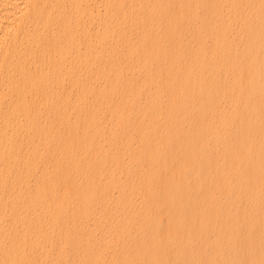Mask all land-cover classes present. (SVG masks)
<instances>
[{
	"label": "bare ground",
	"instance_id": "1",
	"mask_svg": "<svg viewBox=\"0 0 264 264\" xmlns=\"http://www.w3.org/2000/svg\"><path fill=\"white\" fill-rule=\"evenodd\" d=\"M66 246L264 264V0H0V264Z\"/></svg>",
	"mask_w": 264,
	"mask_h": 264
},
{
	"label": "rangeland",
	"instance_id": "2",
	"mask_svg": "<svg viewBox=\"0 0 264 264\" xmlns=\"http://www.w3.org/2000/svg\"><path fill=\"white\" fill-rule=\"evenodd\" d=\"M37 178V174L35 176V178L32 179V183L34 182V180ZM6 210H8V208H6ZM56 248L57 246H54L52 249H51V253L54 254V252H56ZM73 254V250L72 248L66 246V249L64 251V253L61 254V256L59 257L58 260H53L51 264H64V263H67L68 260L70 261V258ZM102 259H105L107 256L106 255H102L101 256Z\"/></svg>",
	"mask_w": 264,
	"mask_h": 264
}]
</instances>
